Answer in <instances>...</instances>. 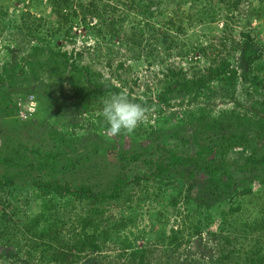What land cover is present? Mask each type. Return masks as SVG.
I'll return each instance as SVG.
<instances>
[{
  "label": "rangeland",
  "instance_id": "obj_1",
  "mask_svg": "<svg viewBox=\"0 0 264 264\" xmlns=\"http://www.w3.org/2000/svg\"><path fill=\"white\" fill-rule=\"evenodd\" d=\"M132 1L142 2L0 0V158L9 154V146L20 145L56 153L60 172L35 168L32 174L101 194L114 191L118 175L152 172L167 150L192 156V162L172 170L170 180L130 183L119 199L108 200L105 216L111 220L135 209L139 216L132 231L77 264H130L121 254L137 249L152 250L151 264H233L224 256L237 247L228 237L249 229L264 208V0H164L161 10L174 17L166 27V18L148 19ZM192 6H213L217 18L189 25ZM251 40L257 58L245 67L241 56ZM57 52L67 54L68 65ZM223 61L237 72L235 91L219 77L191 91L175 89L167 102L161 100L170 84H186ZM74 65L88 68L89 75ZM95 83L126 89L149 109L147 122L131 134L108 138L102 108L111 92L95 91ZM241 135L245 145L236 138ZM200 144L212 151L200 155ZM20 150L23 158L37 162L31 149ZM250 155L257 161H247ZM17 190L16 210L0 202V218L4 211L11 216L10 228L0 225V264H55L11 244L22 237L13 226L40 209L30 185ZM158 191L166 193L169 207L162 219L153 214ZM68 198L72 204L59 233L66 241L75 238L71 227L79 231V218L93 206L84 197ZM172 198L177 199L173 207ZM197 222L199 233L192 230ZM172 228L183 230L181 246L160 239ZM125 236L132 247L123 251Z\"/></svg>",
  "mask_w": 264,
  "mask_h": 264
},
{
  "label": "trees",
  "instance_id": "obj_2",
  "mask_svg": "<svg viewBox=\"0 0 264 264\" xmlns=\"http://www.w3.org/2000/svg\"><path fill=\"white\" fill-rule=\"evenodd\" d=\"M162 3H165L164 0H142L141 1H132V6L138 9L139 14L142 16L150 18H160L164 17V22H162L165 27L169 24H172L174 17H166L169 13L166 10H161ZM186 4V2H183ZM182 5L179 4L178 7ZM215 7L211 8L205 7L200 9L198 7L192 6L191 12L189 13L190 22L189 25L200 24L207 21L209 22L212 19L217 18V15H212V11ZM168 10V9H167ZM180 10L177 8L176 13ZM199 19V20H198ZM180 30L183 28V24H180ZM2 27V22L0 23ZM4 28V26L2 27ZM1 28V29H2ZM130 41L137 43L136 39H131ZM245 50L242 52V63L245 67H248L256 58V46L250 42H246ZM57 55L63 58L64 64L68 65L69 57L65 53L57 52ZM73 68L80 74L86 76L89 75V69L74 65ZM237 72L235 69L231 68V63L229 61H223L219 65L211 66L205 75L201 77L192 78L186 84L182 82H176L170 84L161 96V100L167 102V94L175 89H183L186 91H191L196 86L205 85L208 81L213 78L221 77L222 80H225L227 84L230 85L231 89L235 91V86L237 83ZM254 81L260 84L259 76L255 75L253 78ZM256 79V80H255ZM4 81L0 82V85ZM95 91L99 93L106 92H118L119 89L112 84H99L95 83ZM138 100V99H137ZM264 110V107L261 108ZM34 112L31 113V115ZM236 137L240 140L241 145L246 144V136ZM5 146H9V143H3ZM201 150L199 154L202 155L204 151H212L211 147L206 146L205 144H200ZM235 145L234 141L228 145H225L226 148H232ZM24 150L31 149L32 152L36 154L35 159L36 163L26 156L22 157L20 148ZM9 154L0 158V163L5 164L6 169L2 172L0 170V202L3 204L4 209L13 208L16 210L13 202L16 203L15 196H21L18 192V188L22 186L30 185L32 189L36 190L37 199L40 200V209L38 212H30V214L25 216V219L20 222V224H15L13 227H18L19 231L22 233V237L19 240L12 241V245H20V248L28 247L29 253H39L40 257L45 259L50 257L54 260L55 264H77L84 257H91L95 253H99L104 249V246L107 242L114 241L117 237H122L123 233L130 229L132 231V224L135 223V219L139 216L136 214L135 209H131L132 206H129L133 210L128 215H122L116 220H111L109 217H106V208L108 205V200L119 199L124 191L126 185L130 183H140L142 180H154L156 182H163L164 180H170L172 178V170L176 166L183 162H192V156H183L176 153L173 150H167V155H164L159 162L156 163V167L152 172L136 173L134 177H122L117 176L116 186L112 193H101L97 194L92 192L89 189H85L80 185H71L67 182H62L54 178L43 179L32 174V170L37 168L40 171L46 170L60 172L61 168H57L55 159L57 158L56 153L43 152L41 149H32L29 146H9ZM22 157V158H21ZM27 158V159H26ZM167 162H164V160ZM169 159V160H168ZM21 160L22 162H18ZM163 160V161H162ZM247 161H257L256 156L250 155L247 158ZM261 162H264V158L261 159ZM19 163V164H17ZM197 165H200L199 163ZM147 185V184H146ZM165 194L161 192H156L153 198L154 201H158L156 210L153 214H157V218H163L165 215H169V207L166 204ZM73 197H84L92 202V207L89 209V213L79 218L78 224L81 226L79 231L76 230V227H71L75 231L74 239H67L64 236H59V233H62V227L67 222L66 211L70 209V204H72ZM163 196V197H162ZM162 197V198H161ZM147 198V197H146ZM161 199V200H160ZM147 199H144V201ZM17 204V203H16ZM177 199L172 198L170 205H176ZM29 207L27 206V209ZM9 213V212H8ZM261 215L258 218L253 219V222L248 225L249 229L239 230L236 234L228 237L227 242L229 245H233V248L228 249V253L224 255L225 257H232L233 264H264V208L262 209ZM10 216V213L7 214L4 211L0 218V225L6 223L7 217ZM11 217V216H10ZM163 221H166L164 218ZM9 220L6 223V230L8 227ZM193 231L199 233L201 231L199 227V222L194 224ZM3 232V231H2ZM6 232V231H5ZM3 232V235L5 234ZM74 236V235H73ZM252 236V237H250ZM183 230L179 228H172L170 235L165 236L164 234L160 236L162 241H168V244L181 246L183 244L182 238ZM14 243V244H13ZM123 251L128 250L132 247L131 240L129 237L125 236L123 241ZM132 254L127 255L126 251L121 254V256H126L128 262L134 264H141L145 261L151 264V259H149L152 250H133ZM224 256H221L222 259H225ZM150 260V261H149Z\"/></svg>",
  "mask_w": 264,
  "mask_h": 264
},
{
  "label": "clouds",
  "instance_id": "obj_3",
  "mask_svg": "<svg viewBox=\"0 0 264 264\" xmlns=\"http://www.w3.org/2000/svg\"><path fill=\"white\" fill-rule=\"evenodd\" d=\"M148 112L145 104L136 102L126 89L110 93L102 108V116L108 125V138L133 133L147 122Z\"/></svg>",
  "mask_w": 264,
  "mask_h": 264
},
{
  "label": "built area",
  "instance_id": "obj_4",
  "mask_svg": "<svg viewBox=\"0 0 264 264\" xmlns=\"http://www.w3.org/2000/svg\"><path fill=\"white\" fill-rule=\"evenodd\" d=\"M31 106H32V107H31V110H32V108H33V102H31Z\"/></svg>",
  "mask_w": 264,
  "mask_h": 264
}]
</instances>
